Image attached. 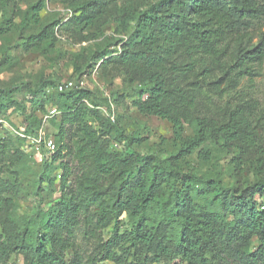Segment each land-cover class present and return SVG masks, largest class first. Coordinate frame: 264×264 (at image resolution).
Returning <instances> with one entry per match:
<instances>
[{"label": "trees", "instance_id": "1", "mask_svg": "<svg viewBox=\"0 0 264 264\" xmlns=\"http://www.w3.org/2000/svg\"><path fill=\"white\" fill-rule=\"evenodd\" d=\"M9 1L0 0V38L22 30L26 50H55L57 27L81 35L80 42L94 41L110 19L126 40L76 54L66 81L52 75L32 85L0 80V119L18 113L27 135L44 128L56 146L38 151L43 161L32 191L40 199L43 191L61 194L20 216L12 194L21 190L26 140L0 137V264L19 254L26 264H264V173L246 187H227L175 162L219 136L231 148L254 146L249 109L259 107L255 99H240L219 121L202 117L198 107L205 84L239 99L249 95L243 81L261 76L264 0H68L72 17L38 32L32 27L41 24L46 0H36L13 26ZM2 55L0 74L11 60ZM115 63L132 86L129 95L112 99L104 70ZM96 70L110 97L99 88L59 90ZM126 96L140 114L171 123L183 142L177 154H142L134 148L141 140L116 128L112 102ZM52 109L59 113L45 125L37 112L45 117ZM186 126L194 127L193 136L183 137ZM108 227L104 240L100 233Z\"/></svg>", "mask_w": 264, "mask_h": 264}, {"label": "rangeland", "instance_id": "2", "mask_svg": "<svg viewBox=\"0 0 264 264\" xmlns=\"http://www.w3.org/2000/svg\"><path fill=\"white\" fill-rule=\"evenodd\" d=\"M68 0H46V7L41 13V24L33 26L32 31L38 32L40 27L54 21L59 20L61 24L69 20L72 15ZM36 2V0H10L7 6V17L10 19V25L21 23L25 12ZM73 12V9L71 10ZM3 19V13H0V21ZM264 31V23L261 25ZM56 29V37L58 39L56 48L52 52H48L41 48H30L26 50L22 45L23 40L20 38L23 31H17L12 34L0 38V63H2V54L10 57L3 65L0 80L4 84L12 83H29L35 84L40 77L53 76L55 79L66 81L75 73L73 60L76 54L81 53L84 49L86 53L94 50L98 45L106 43L107 40H115L126 37L118 34L116 31L118 25L113 20H109L103 29V36L90 42H80L81 35H76L70 31H58ZM199 60V59H198ZM201 61L198 62L200 65ZM105 79L108 82L112 99L113 96L122 95L126 93L129 95L130 86L127 78L122 73V68L118 63L113 64L104 70ZM96 80L99 81L97 76ZM89 88H96L94 80L87 78ZM100 82V81H99ZM101 83V82H100ZM102 84V83H101ZM134 83L133 85H136ZM243 90L248 91L249 95L237 99L233 93L219 96L215 94L205 84L201 95L199 97L200 106L198 112L202 117L214 118L216 121L222 120L228 110L234 109L240 99H247L252 97L259 104V107L249 109L250 117L253 126H256L257 136L253 147L248 149L231 148L222 143L219 137L212 138L201 150H196L192 154L179 158L178 165L185 171L193 170L205 179L219 178L227 187H246L253 183L264 173V114L260 120L256 121L254 117L262 113L264 106V66L261 68V76L254 79L253 82H248V79L243 81ZM110 95V90H107ZM234 97V98H233ZM19 99L24 98V94H19ZM114 106V112L117 114L116 128L123 129L126 133L133 134L134 137L140 139L139 144L134 145V148L142 154L155 153L160 157H169L179 152L183 146V142L177 138L173 131L171 123L156 116H144L140 114L130 101V98L118 99ZM39 117L45 118L43 114L37 112ZM5 121L12 123L13 126L20 125L21 118L18 113H10L3 118ZM193 126H186L183 137H191L194 134ZM0 137L13 135L11 126H0ZM118 134L113 133L111 137L115 138ZM115 141V140H114ZM116 142V141H115ZM123 147V144H120ZM27 155L26 166L22 170L19 182L21 190L19 194H12L15 202L18 204V214L20 216L28 215L37 206L42 208L54 203L60 198V193L57 190L55 193L50 191H43L42 198L35 196L32 191V185L39 175V169L42 164L41 154H33V152L23 146L21 148ZM200 153L205 154L200 156ZM75 173L79 171L73 167ZM59 179V178H58ZM111 191H108L110 194ZM152 219L156 218V212L152 213ZM111 227L104 228L101 231V236L104 240L110 237ZM254 245L257 243L255 241ZM162 264H168L161 262ZM9 264H26L23 255H13ZM113 264V263H105Z\"/></svg>", "mask_w": 264, "mask_h": 264}, {"label": "built area", "instance_id": "3", "mask_svg": "<svg viewBox=\"0 0 264 264\" xmlns=\"http://www.w3.org/2000/svg\"><path fill=\"white\" fill-rule=\"evenodd\" d=\"M70 12V11H69ZM97 76V70L91 75V76H84L83 78L79 80H72V81H67L64 82L62 85L59 86L60 91L64 90H72V89H82V88H87L88 86V81L87 78H92L94 80V85L96 88H99L105 97H110V95L107 93V88L106 86L102 83H100L98 80H96ZM59 112L56 109H52L48 115L45 116L44 118V123L45 125L48 122V119L57 115ZM115 112H114V106L112 104V118H114ZM3 125L5 126H11L9 123L3 119H0V126L2 127ZM11 129L13 130V134L23 138L26 140V146L32 151L35 150L36 152L40 151L41 147L44 146L46 149H48L50 152L55 151V143L53 139H46L45 137V131L44 128H41L39 132L35 136L27 135L25 133L24 128L21 126H17V128H14L11 126Z\"/></svg>", "mask_w": 264, "mask_h": 264}]
</instances>
